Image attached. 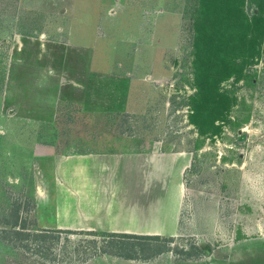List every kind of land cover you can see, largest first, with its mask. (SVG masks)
<instances>
[{
  "label": "rangeland",
  "instance_id": "rangeland-1",
  "mask_svg": "<svg viewBox=\"0 0 264 264\" xmlns=\"http://www.w3.org/2000/svg\"><path fill=\"white\" fill-rule=\"evenodd\" d=\"M195 3L0 0V232L18 211L37 237L18 248L0 237V264H264V55L224 83L237 99L231 121L199 136ZM154 151L193 156L177 237L52 226L73 215L74 188L59 206L56 185L72 177L68 161ZM116 172L104 173L108 193ZM124 180L120 194L135 196Z\"/></svg>",
  "mask_w": 264,
  "mask_h": 264
},
{
  "label": "crops",
  "instance_id": "crops-1",
  "mask_svg": "<svg viewBox=\"0 0 264 264\" xmlns=\"http://www.w3.org/2000/svg\"><path fill=\"white\" fill-rule=\"evenodd\" d=\"M192 162L193 156L183 152L79 153L67 162L70 166L74 164L72 177L67 175L69 178L64 180L58 177L56 183L59 206L61 189L74 188L73 215L64 221L58 215L51 221L52 226L83 232L177 237L186 198L185 174ZM111 169L118 172L110 179L113 191L108 193L106 176ZM123 179L132 187L130 190L135 189V196L120 194ZM66 180L70 184L65 186ZM147 192L150 197L145 196ZM68 207L60 208L59 212L70 211Z\"/></svg>",
  "mask_w": 264,
  "mask_h": 264
},
{
  "label": "trees",
  "instance_id": "trees-1",
  "mask_svg": "<svg viewBox=\"0 0 264 264\" xmlns=\"http://www.w3.org/2000/svg\"><path fill=\"white\" fill-rule=\"evenodd\" d=\"M248 5L253 7L251 12ZM192 22L195 93L190 120L199 136L213 138L231 121L237 104L234 93L225 89L224 83L231 78L241 79L245 67L264 55V0H196ZM4 225L8 229L4 227L0 237L3 243L14 248L21 247L23 241L37 238L21 223L18 211L12 219L6 218ZM41 232L40 237L46 238L50 231ZM107 236L162 240L159 236Z\"/></svg>",
  "mask_w": 264,
  "mask_h": 264
}]
</instances>
